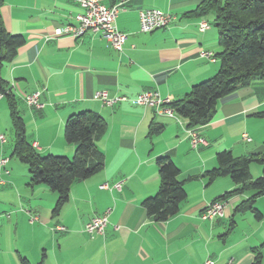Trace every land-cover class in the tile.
Masks as SVG:
<instances>
[{
  "label": "crops",
  "instance_id": "1",
  "mask_svg": "<svg viewBox=\"0 0 264 264\" xmlns=\"http://www.w3.org/2000/svg\"><path fill=\"white\" fill-rule=\"evenodd\" d=\"M109 6L120 0H99ZM202 0H127L120 4L117 29L127 35L121 52L98 33L80 39L53 37L54 31L74 24L81 12L75 0H0L6 31L21 35L25 44L3 64L1 76L18 101L25 139L41 156L71 159L74 146L63 138L70 115L90 112L102 117L104 135L96 142L104 156L103 170L72 184L69 200L57 215V194L44 185L29 187L27 167L12 157L8 140L0 143V264H253L256 253L264 264V194L255 202L261 214L229 218L249 194L226 200L224 218L202 220L204 208L234 189L228 177L212 183L200 178L216 166L215 155L230 151L241 157L263 152L264 81L238 88L219 101L212 120L196 129L206 145L192 147L186 122L131 102L145 91L170 102L218 71V33L212 14L196 16ZM157 9L172 17L163 28L140 31L139 12ZM207 23L201 29L200 23ZM212 55L213 61L202 58ZM105 91L109 99L127 101L103 105L94 99ZM39 93L40 108L28 107L27 95ZM6 101L0 96V135L9 131ZM151 128H160L149 135ZM243 135L250 141H245ZM167 156L178 168L187 199L178 214L154 222L142 207L158 190L156 160ZM252 178L261 167L251 165ZM122 182L119 190L102 189ZM110 210L104 234L90 237L85 225ZM31 218H36L31 221ZM62 227L63 231L57 230Z\"/></svg>",
  "mask_w": 264,
  "mask_h": 264
},
{
  "label": "trees",
  "instance_id": "2",
  "mask_svg": "<svg viewBox=\"0 0 264 264\" xmlns=\"http://www.w3.org/2000/svg\"><path fill=\"white\" fill-rule=\"evenodd\" d=\"M193 14L213 15L220 52L216 55L219 60L217 73L192 86L181 99L168 104L175 115L185 120L187 130L207 125L219 101L238 88L264 81V0H202ZM24 44L25 39L21 35H11L6 31L0 16V96L6 101L13 130L12 157L27 167L29 187L44 185L57 194L52 211L53 215H57L68 202L73 183L87 180L103 170L104 156L97 149L96 142L104 135L106 124L102 117L90 112L70 115L64 124L63 138L67 144L74 146L73 157L39 155L25 139L18 101L1 76L3 64L15 58ZM253 116L264 120V112ZM159 132L160 128H151L149 135ZM215 160L216 166L200 178L210 184L217 178L228 177L234 189L213 202L249 194L230 216V228L234 226L237 214L250 212L260 220L261 214L254 205L264 194V150L241 157L224 150L215 155ZM251 165L261 167L259 177H251ZM156 166L158 190L152 197L143 200L142 207L154 222L164 223L178 214L187 195L183 183L178 180V168L167 156L159 157ZM260 260L261 255L256 253L253 264H260ZM22 263L27 264L26 261Z\"/></svg>",
  "mask_w": 264,
  "mask_h": 264
},
{
  "label": "built area",
  "instance_id": "3",
  "mask_svg": "<svg viewBox=\"0 0 264 264\" xmlns=\"http://www.w3.org/2000/svg\"><path fill=\"white\" fill-rule=\"evenodd\" d=\"M81 12L76 14L74 24H68L54 31L53 37L67 36L73 39H80L85 33L92 32L98 33L103 37L109 44L110 47L117 52L123 50V46L127 40V35L120 32L116 27V18L120 12V4L127 0H120L119 4H113L106 6L99 2V0H75ZM172 17L166 13H163L157 9H145L139 12V25L140 31L143 33H150L152 31L163 29L171 23ZM201 29L207 28V23H200ZM201 57L213 61L212 55L208 52H201ZM39 93H32L24 98V101L28 107L40 108L38 101ZM94 99L100 101L103 105L112 106L115 102L127 101L125 97H117L114 99H109L105 91H100L95 93ZM131 102L137 106L152 108L158 114H164L169 117L175 115L172 109L168 107L170 101L168 99L161 98L158 93L145 91L140 93L137 97L131 100ZM190 137V144L192 147L197 145H206V142L201 138L196 130H188ZM245 141H250L249 138L243 135ZM0 143H5V138L0 135ZM33 149L36 151L38 149L37 144L32 145ZM7 159H0V168L3 169L5 174H8L5 166ZM2 183V181H0ZM122 182H117L113 186L103 184L102 189L119 190ZM227 208L226 201H217L208 204L202 214V220H213L215 218H224ZM110 210L105 211L104 214L98 217L92 218L85 225V232L90 237L100 236L104 234V230L108 223V215ZM36 218H31L34 221ZM57 230L63 231L62 227H57ZM204 264H213L212 261L207 260Z\"/></svg>",
  "mask_w": 264,
  "mask_h": 264
},
{
  "label": "rangeland",
  "instance_id": "4",
  "mask_svg": "<svg viewBox=\"0 0 264 264\" xmlns=\"http://www.w3.org/2000/svg\"><path fill=\"white\" fill-rule=\"evenodd\" d=\"M4 137L6 136L7 140H8V147H12V142H13V130L11 128V124L9 126V131H3ZM256 178V177H255ZM116 184V183H115ZM113 186V185H112ZM112 188L109 190L111 191Z\"/></svg>",
  "mask_w": 264,
  "mask_h": 264
}]
</instances>
